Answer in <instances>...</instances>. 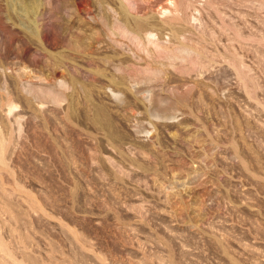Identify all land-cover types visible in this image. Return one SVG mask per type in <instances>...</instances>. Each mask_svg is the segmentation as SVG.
<instances>
[{"label": "rangeland", "instance_id": "1", "mask_svg": "<svg viewBox=\"0 0 264 264\" xmlns=\"http://www.w3.org/2000/svg\"><path fill=\"white\" fill-rule=\"evenodd\" d=\"M0 264H264V0H0Z\"/></svg>", "mask_w": 264, "mask_h": 264}]
</instances>
